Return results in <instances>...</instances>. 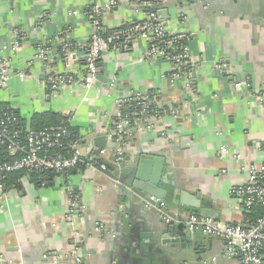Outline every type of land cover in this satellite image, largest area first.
<instances>
[{
    "label": "crops",
    "instance_id": "0c3cea01",
    "mask_svg": "<svg viewBox=\"0 0 264 264\" xmlns=\"http://www.w3.org/2000/svg\"><path fill=\"white\" fill-rule=\"evenodd\" d=\"M114 1L117 7L104 18L107 29L145 20L144 10L137 7L145 0ZM157 2L168 11L167 33L188 36L195 65L191 88L182 79L170 83L169 62H139L148 49V42L140 40L106 52L97 82L85 90L88 0H0V59L8 61L11 75L8 87L0 91V109L15 111L26 131L36 115L61 116L76 131L89 161L96 156V133L115 140L118 102L136 95L153 97L161 111L175 108L178 113H163L149 125L135 123L124 137V156L131 151L134 157L140 146L167 156L162 187L199 198L201 209L209 210L218 223L247 224L250 213L231 197L230 189L248 182L245 167L264 166V106L256 99V92L264 88V0ZM14 30L23 37L19 51H3ZM63 42L73 46L69 62ZM43 45L51 48L46 64L35 58ZM51 73L68 74L76 81L51 91L45 83ZM113 79L116 84L110 88ZM244 83L247 89L241 87ZM116 148L103 150L105 155L97 156L100 164L114 161ZM99 169L107 171L102 164L94 170L86 161L71 174L59 176L52 188H39L25 176L18 188L0 189V264L4 259L15 264H74L75 233L82 240L86 264H240L224 258L226 244L220 239L201 233L180 242L164 239L168 224L161 218L163 210L135 197L126 200ZM154 171L151 167L149 177ZM69 189L83 207L82 222L74 227L67 220ZM168 208L182 222L201 212L186 208L181 213L169 204ZM135 226L150 235L145 254L132 244Z\"/></svg>",
    "mask_w": 264,
    "mask_h": 264
},
{
    "label": "built area",
    "instance_id": "2783aa9c",
    "mask_svg": "<svg viewBox=\"0 0 264 264\" xmlns=\"http://www.w3.org/2000/svg\"><path fill=\"white\" fill-rule=\"evenodd\" d=\"M156 6H163L157 0H145L137 7L145 12V20L139 23L130 24L127 27L117 30L107 29L105 15L117 7V3L111 0L102 3V0H88L86 17L90 22V41L87 45L84 61L86 77L82 84L85 90H90L99 78V65L102 56L112 50L118 51L121 48H128L140 40L148 42V49L144 56L138 61L165 60L173 68L169 75L172 85L176 81L183 80L188 88L192 86V72L195 67L188 49V36L182 34H168L165 23ZM23 37L18 30L11 33L10 44L4 46L3 51H19ZM63 53L68 61L72 54L73 46L63 42ZM51 48L48 45L40 46L35 53V58L42 64L49 59ZM69 62V61H68ZM24 73L19 77L23 78ZM11 78L9 63L6 59H0V91L8 87ZM75 78L68 74L51 73L47 76L45 83L47 89L59 91L65 85L75 83ZM116 81L113 79L109 87L113 88ZM241 87L247 89L249 85L244 83ZM256 99L264 106V88L256 92ZM139 102L142 110L133 113L134 119L123 112L126 103ZM149 96L136 95L128 100L118 102L117 114L114 118L115 141V162L120 163L126 150L125 135L135 123L149 125L151 118H161V112L154 115L149 112ZM164 113L176 116L175 108L167 109ZM13 112L10 109L2 110L0 113V146L5 148L11 160L0 163V189L5 190L6 177L12 173H30L52 171L56 174L65 175L81 168L85 163V157L81 152V142L72 139V133L66 126H51L36 130L23 131L21 128H12ZM264 150V144L262 145ZM105 151L101 152V157ZM97 156L89 157V165L96 170L101 167ZM242 161L240 155L235 157ZM243 162V161H242ZM248 182L233 186L230 189L232 198L237 199L245 212L250 213L257 208L261 216L256 221L247 224H221L213 217L203 218L197 214L189 215L183 222L191 233H201L206 237L220 239L226 244L224 258L236 259L240 264H264V166H247ZM43 183L42 187H45ZM69 210L67 220L72 227L82 222L81 212L83 207L79 197L68 190ZM151 206L148 204V207ZM161 218L165 224H170L172 219L164 212ZM71 253L74 257V264H86L82 254V240L78 233L72 238ZM55 263H58L55 261ZM6 264H15L6 262Z\"/></svg>",
    "mask_w": 264,
    "mask_h": 264
},
{
    "label": "water",
    "instance_id": "95a60500",
    "mask_svg": "<svg viewBox=\"0 0 264 264\" xmlns=\"http://www.w3.org/2000/svg\"><path fill=\"white\" fill-rule=\"evenodd\" d=\"M153 10L164 15V23L168 21L166 17L168 11L165 6H156ZM92 142L96 148L94 152L96 156H99L103 150L115 149L117 146L115 140L110 139L102 132L96 133ZM128 152L130 155L123 156L120 163H116L115 161L101 162V164L107 168V171L103 169H99V171L106 174L115 182V187L120 189L121 193L124 195L123 198L125 197L126 200L135 197L147 205L150 204L154 208L163 210V212L172 219V222L167 225V232L163 235L164 239L172 242H180L184 241L185 238L189 239L191 236L196 235L195 233H191L185 224L175 223V221H178V218L169 211L168 204L169 206L173 205L179 208L181 213L185 212L187 209H192L194 211L199 210L201 211L199 216L203 218L209 217L210 211L201 209V201L199 198L185 192L173 189L167 190L162 187V177L164 175L165 166L167 162H169V158L154 152H149L148 148L142 146L135 149L134 157H131V151ZM100 158L98 157L97 159L100 160ZM86 161L89 162L88 160ZM151 167L155 169L153 177H149L148 175V171ZM163 206L166 207L163 208ZM183 227H185V231L181 229ZM131 234L132 244L136 243V251L139 250L141 253L145 254L148 248L147 240L150 235L146 232L141 233L140 226H135ZM4 260L2 264L9 262L7 259Z\"/></svg>",
    "mask_w": 264,
    "mask_h": 264
},
{
    "label": "trees",
    "instance_id": "16d2710c",
    "mask_svg": "<svg viewBox=\"0 0 264 264\" xmlns=\"http://www.w3.org/2000/svg\"><path fill=\"white\" fill-rule=\"evenodd\" d=\"M150 105H149V112L151 115H154V113L157 111L158 113L161 112L163 115L164 111H161L156 105L153 100V97H150ZM9 109V108H1L0 113L2 110ZM11 110V109H10ZM142 110V106H139V102H131V103H126L124 105V110L126 114H129L132 119H134L133 113L139 112ZM14 114V117L11 119L12 120V128H21L23 131H26L22 123L20 122V119L18 117V114L11 110ZM160 111V112H159ZM51 126H66L69 127L72 133V139L78 140L76 131L72 129L67 122V120L63 119L61 116L53 114V113H45V114H39L36 115L33 120H32V128L31 130H36L39 131L41 129H44L46 127H51ZM11 160L9 158V155L6 151L5 148L0 146V163L7 162ZM71 173H67L66 175H69ZM25 173H12L6 177L5 180V192L8 190H11L13 188H18L19 185L21 184V180L23 177H25ZM61 176L60 174H56L52 171H46V172H39V173H30L27 177L29 180L34 183L37 187H42L43 183H46V186L43 188H52L55 185V180ZM261 216V211L260 209H253L248 218V223H252L256 221L257 218Z\"/></svg>",
    "mask_w": 264,
    "mask_h": 264
}]
</instances>
